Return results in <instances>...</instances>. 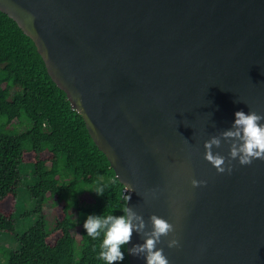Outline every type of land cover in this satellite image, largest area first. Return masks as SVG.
I'll return each instance as SVG.
<instances>
[{
  "label": "water",
  "instance_id": "1",
  "mask_svg": "<svg viewBox=\"0 0 264 264\" xmlns=\"http://www.w3.org/2000/svg\"><path fill=\"white\" fill-rule=\"evenodd\" d=\"M0 9L34 39L126 184L127 207L145 223L128 252L155 214L174 227L157 244L169 264H264V160L219 173L204 147L219 137L212 151L227 164L222 133L235 113L264 114V0H0Z\"/></svg>",
  "mask_w": 264,
  "mask_h": 264
},
{
  "label": "trees",
  "instance_id": "2",
  "mask_svg": "<svg viewBox=\"0 0 264 264\" xmlns=\"http://www.w3.org/2000/svg\"><path fill=\"white\" fill-rule=\"evenodd\" d=\"M25 162L37 179L32 195L55 199L57 224L47 231L40 220L19 235L17 249L2 250L5 264H106L99 258L103 233L93 239L84 222L89 215H123L126 184L52 78L34 39L0 9V231H15ZM122 251L124 259L114 264H130L127 244Z\"/></svg>",
  "mask_w": 264,
  "mask_h": 264
},
{
  "label": "clouds",
  "instance_id": "3",
  "mask_svg": "<svg viewBox=\"0 0 264 264\" xmlns=\"http://www.w3.org/2000/svg\"><path fill=\"white\" fill-rule=\"evenodd\" d=\"M264 114H259L250 110L247 114L244 111L235 113V121L232 129L222 133L225 140H231L229 159L225 163V157L219 153L214 154L213 145L220 147V138L213 136L205 141V159L210 162L219 173L232 171V160H237L241 165H249L254 159L264 160ZM205 181L192 180V185L199 186ZM102 192V190L100 191ZM130 196H127V200ZM123 215H89L84 222V228L87 235L96 239L101 233L104 239L101 244L99 258L106 261V264L122 261L124 253L123 246L131 240L133 231L143 232L145 223L136 212L131 208L125 207ZM152 229L150 233L145 234L143 244L134 245L129 249L132 255L146 256V264H169L162 248H157L161 243V237L167 236L174 231V227L168 220L155 214L151 217ZM138 220L139 223L133 221ZM179 246V241L175 238L168 241V247Z\"/></svg>",
  "mask_w": 264,
  "mask_h": 264
},
{
  "label": "rangeland",
  "instance_id": "4",
  "mask_svg": "<svg viewBox=\"0 0 264 264\" xmlns=\"http://www.w3.org/2000/svg\"><path fill=\"white\" fill-rule=\"evenodd\" d=\"M20 169L23 183L18 190L14 207L15 231H0V262L3 264L6 263L7 258L2 250L4 248L17 249L19 247V235L24 234L40 220H43L47 231H52L57 224L58 209L53 196H46L45 200L41 202L31 193V187L37 180L33 173V164L25 162L20 165ZM74 212L75 220H77L79 212ZM72 225L77 226V222L73 221ZM77 254L79 255V248H77Z\"/></svg>",
  "mask_w": 264,
  "mask_h": 264
},
{
  "label": "built area",
  "instance_id": "5",
  "mask_svg": "<svg viewBox=\"0 0 264 264\" xmlns=\"http://www.w3.org/2000/svg\"><path fill=\"white\" fill-rule=\"evenodd\" d=\"M125 191H128V192H129V190H128V188H127V187L125 188Z\"/></svg>",
  "mask_w": 264,
  "mask_h": 264
}]
</instances>
